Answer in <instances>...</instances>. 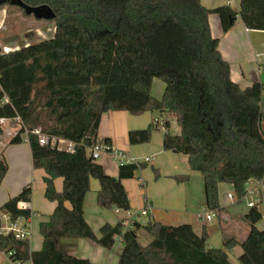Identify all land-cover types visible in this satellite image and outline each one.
I'll use <instances>...</instances> for the list:
<instances>
[{"label": "trees", "instance_id": "1", "mask_svg": "<svg viewBox=\"0 0 264 264\" xmlns=\"http://www.w3.org/2000/svg\"><path fill=\"white\" fill-rule=\"evenodd\" d=\"M23 1L49 4L56 14L55 30L49 38L0 49V119L19 124L9 143L23 142L24 129L38 127L49 136L72 141L73 149L40 144L36 134H28L33 165L46 173L43 194L56 205L39 222L43 238L39 250L31 251L28 239L1 229L0 250L17 264H92L67 255L58 241L89 238L110 249L120 236L116 264H232L227 251L236 245L242 249L238 264H264V230L256 225L260 213L254 207L244 214L245 239L223 237L222 248L208 247L206 225L197 234L189 222L168 224L153 218L134 221L128 228H123L122 220L105 222L97 236L83 209L91 177L100 183L96 193L100 206L130 209L121 180L147 164H119L113 176L88 154L94 143L111 144L109 137L97 138L101 114L108 110L173 115L180 131L170 132L169 119L163 118L162 146L187 154L191 170L203 176L204 205L210 210L223 208L220 182L231 184L240 198L249 179L264 177L263 84L254 81L242 88L231 80L229 63L221 56L218 37L211 34L208 22V15L216 13L223 31L237 18L247 28L264 29V0H239L238 8L230 3L207 7L201 0ZM154 77L165 84L160 97L151 93ZM156 127L153 120L129 129V143L150 141ZM3 128L0 120V134ZM7 168L0 158V183ZM153 170L157 177V169ZM57 177L63 179L60 190L54 184ZM174 178L185 181L189 174ZM31 192L27 184L0 205V226L3 213L12 221L31 215L29 207L18 205L30 200ZM141 227L151 236L146 245L138 239Z\"/></svg>", "mask_w": 264, "mask_h": 264}, {"label": "crops", "instance_id": "2", "mask_svg": "<svg viewBox=\"0 0 264 264\" xmlns=\"http://www.w3.org/2000/svg\"><path fill=\"white\" fill-rule=\"evenodd\" d=\"M207 7H214L222 3H232L239 6V0H201ZM210 31L213 36L218 37V50L221 56L229 63V75L231 80L238 83L240 87H246L254 81L263 84L260 99V108L264 117V29L247 28L240 18L226 31L221 28L219 16L216 13L208 15ZM154 77L152 81V94L160 97L164 82ZM161 80V79H160ZM169 119V131L178 133L180 131L175 117L171 114L161 113L158 110L145 111L141 114H131L125 110H108L101 114L97 128V138H110L111 146L119 149L133 157L142 159L149 156L144 167L135 170L132 177L122 178V183L127 190L131 208L140 214L141 210L148 208L146 218H153L168 224H179L189 222L193 225L197 234L201 233L203 225L199 218L204 205V185L202 174L191 170L188 156L185 153L165 150L162 146V138L165 128L162 119ZM157 119L158 127L153 129L151 139L148 142L131 144L128 141V130L142 128L151 121ZM7 137L0 134V158L8 165L7 172L0 183V205L9 197L17 194L23 186L30 184L32 188L31 198L22 201V205L29 207L33 213L29 217H19L15 224L19 228H28L29 247L31 251L39 250L42 246V236L39 231V222L45 220L50 214L56 202L47 199L44 192L43 176L46 174L42 167H35L31 157L29 143H9L12 135L10 128ZM65 146V142L62 143ZM107 174L116 176L119 164L109 151L103 152L97 159ZM149 162V163H148ZM153 167L157 169L158 176L155 177ZM188 173L189 179L177 181L176 174ZM63 179L57 177L54 184L57 189L62 188ZM100 188L97 178H90V188L84 197L83 209L87 222L94 233L99 236L102 224L116 223L126 216L117 213L124 210L120 208H105L96 201V193ZM232 186L226 182L219 183V201L223 207L222 211L230 206L238 208L242 201H234L226 196ZM69 205V203H66ZM248 211L245 205L235 213L238 219L235 221L240 233L239 241H243L248 233V224L244 214ZM3 224L8 225L11 221L7 213H3ZM241 222V223H240ZM245 224V225H244ZM207 226V225H206ZM138 231V230H137ZM209 231V230H208ZM138 235V234H137ZM149 242V241H148ZM58 246L67 255L75 258L88 259L92 264H116L122 249V244L115 242L110 249H106L89 238L61 239ZM0 264H17L9 255L0 250ZM20 264H32L26 261Z\"/></svg>", "mask_w": 264, "mask_h": 264}, {"label": "rangeland", "instance_id": "3", "mask_svg": "<svg viewBox=\"0 0 264 264\" xmlns=\"http://www.w3.org/2000/svg\"><path fill=\"white\" fill-rule=\"evenodd\" d=\"M232 6L238 8L237 4L232 3ZM55 21L52 19L36 18L33 14H26L22 8L17 5L4 4L0 6V49L2 51H8L19 47L21 44H27L31 40H41L49 38L54 34ZM162 82V80H158ZM152 93V88H151ZM2 132V137H7L9 129L11 131L19 128V124L12 125V122L5 121ZM25 133H23V137ZM149 163V162H148ZM197 174L200 175L198 172ZM189 179V178H188ZM255 182H253L254 184ZM230 205L232 203H229ZM228 205L222 211L210 210L207 207H203L202 211L212 214V218L206 221L207 228L209 230V237L207 245L210 248H222L223 237H238L240 239L239 229L236 224L235 213L240 207H245L244 201L240 202L238 208ZM108 209V208H107ZM127 210L118 212V215L127 216ZM132 218L135 221L145 222L148 220L147 216L141 215L135 212L134 208H131ZM241 223V222H240ZM245 225V224H244ZM258 227L261 226V222L256 223ZM139 242L146 245L151 240V236L144 228H139L137 231ZM242 249L239 245H236L232 249L228 250L229 260L232 264H238V256L241 254Z\"/></svg>", "mask_w": 264, "mask_h": 264}, {"label": "built area", "instance_id": "4", "mask_svg": "<svg viewBox=\"0 0 264 264\" xmlns=\"http://www.w3.org/2000/svg\"><path fill=\"white\" fill-rule=\"evenodd\" d=\"M14 120L21 122V119L19 116H15L13 118ZM2 123L5 121H8V118H1L0 119ZM154 121L157 122V119ZM22 123V122H21ZM16 130L12 132L14 134ZM25 136L23 138V141L30 143L29 139V133H34L37 136L38 143L44 144L47 142H50L51 144H57L58 147L60 148H65L68 150L73 149V142L69 140H65L62 138H59L55 135H47L43 132L40 131L38 127H35L31 130H28L27 128L24 129ZM66 143L65 146L62 143ZM109 151L115 158V160L118 162V164H124L127 162H139V161H148L150 160L149 156H145L142 159L133 157L131 155H128L122 150L119 149H114L111 144L106 143V142H97L92 144L91 146L88 147L87 152L88 154L94 158L97 159L103 152ZM253 182H255L253 184ZM226 196L234 201H244L245 205L248 207V209L254 207L256 208L260 215H259V221L261 222L260 228L264 230V177L260 179L256 178H251L246 182L245 185V192L244 194L239 198L236 197L233 190H229L226 193ZM22 201L18 203L20 207H25V205H22ZM148 208H144L141 210L140 214H147ZM32 211V210H31ZM127 216L122 220L123 228H128L131 227L133 222L135 221L132 218V213H130L128 210ZM33 211L31 212V214ZM4 218V217H3ZM199 218L201 221H209L212 218V214L209 212H201L199 214ZM11 222L8 225L2 224L0 226V229L4 231V233H8V231H13L14 235L18 239H29L30 231L28 228H19L16 224L15 221L10 220ZM115 242L122 243V238L120 236L115 237ZM10 254V253H9Z\"/></svg>", "mask_w": 264, "mask_h": 264}, {"label": "water", "instance_id": "5", "mask_svg": "<svg viewBox=\"0 0 264 264\" xmlns=\"http://www.w3.org/2000/svg\"><path fill=\"white\" fill-rule=\"evenodd\" d=\"M4 3L20 6L26 14H33L36 18L52 19L56 15L53 8L47 3L31 5L23 0H0V5Z\"/></svg>", "mask_w": 264, "mask_h": 264}]
</instances>
